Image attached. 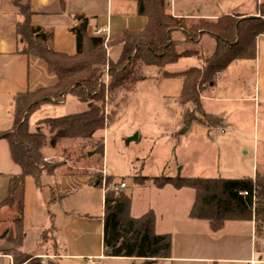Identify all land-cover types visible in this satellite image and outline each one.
Wrapping results in <instances>:
<instances>
[{
    "label": "trees",
    "instance_id": "1",
    "mask_svg": "<svg viewBox=\"0 0 264 264\" xmlns=\"http://www.w3.org/2000/svg\"><path fill=\"white\" fill-rule=\"evenodd\" d=\"M23 0H14L20 19L16 25V54L27 59L35 58L45 64L47 72L56 78L57 84L29 95H19L13 99V128L0 138L5 140L11 162L19 169V176L12 178L9 185V198L3 203L8 206L18 187L25 179H38L48 172L41 152L46 148L54 149L62 142H89L104 131L109 120L104 115L105 107L114 106L119 97H128L138 83L145 81L143 70L156 68L167 79L180 80L181 94L177 101L180 109L187 106L195 115H201L197 90L204 85L213 86L214 77L224 72L231 64L242 61H255L256 41L264 37V5L257 8L258 19L238 21L231 17L216 19L214 23L203 20L189 23V20L173 18L168 14L165 0H136L137 16L146 22L139 33H124L118 40L104 43L101 39L86 37L87 20L83 17L73 19L70 33L74 36L76 53L73 57L60 55L49 48L51 36L33 29L30 25L31 14ZM194 22V21H190ZM177 32H185L187 40L182 45H199L200 37L208 36L214 43V52L204 60L202 74L198 67L179 74H165L164 70L178 61L193 60L177 55L176 44L172 37ZM119 49L120 55L115 63L107 59V51ZM202 61L196 58V61ZM106 71V84L103 82ZM72 97L79 105L87 107L83 114L71 115L60 119L45 120L38 126L47 129L46 138L41 129L29 133L28 121L42 107L63 103L65 97ZM215 126L220 120L210 117ZM94 155L102 159L103 145H91ZM90 184L92 179H90ZM94 188L101 186V177H94ZM142 186L150 182L157 189L170 187L175 191L190 190L194 202L189 219L208 223L211 231L216 232L226 223L251 222L253 217L255 235L264 224V178L256 176L253 180L228 181L222 179H173L140 178L132 180ZM116 187H113V190ZM247 194L242 198L239 194ZM254 194V195H253ZM252 195L254 203H252ZM127 198L109 192L103 199L104 238L103 254L106 258H136L166 260L170 256V237L153 236V216L151 213L138 220L128 217ZM21 209L19 212L21 213ZM14 233L7 232L6 240L0 241L10 247L5 253L11 264H57L45 262L40 258L28 256L19 251L25 239L21 220L13 221ZM147 263V262H146Z\"/></svg>",
    "mask_w": 264,
    "mask_h": 264
},
{
    "label": "crops",
    "instance_id": "2",
    "mask_svg": "<svg viewBox=\"0 0 264 264\" xmlns=\"http://www.w3.org/2000/svg\"><path fill=\"white\" fill-rule=\"evenodd\" d=\"M13 2L0 0V137L12 131L14 97L51 89L57 84L56 78L48 74L45 64L35 58L27 59L16 54L18 44L15 28L20 19ZM23 2L28 5L31 14V27L49 34V48L68 57L76 53L75 39L70 33L75 17L87 20V38L96 39L92 36L95 31H106V43L118 40L124 33L142 32L146 25L145 20L137 16L136 0ZM165 2L169 4L173 18L216 20L213 16L199 17L203 15L201 8L197 13L199 16L187 12L191 1L180 6L177 4L178 8L177 0ZM203 40L204 37L200 43ZM119 55L120 50L117 48L107 51V59L112 63L118 60ZM63 105L64 101L60 105L37 110L29 119V132L34 133L36 128H43L38 124L45 120L57 119L60 113L55 110ZM80 106L87 111V107ZM43 130L47 132V129ZM58 146L54 149L46 147L41 152L48 167H51V161L61 159L64 155ZM19 174V169L10 160L6 141L0 138V227L4 233L13 221L21 220L24 233H29H25V239L31 234L37 243V254L32 257L43 260L50 255L48 258H56L57 264H87V259L95 260L96 264H264V224L258 236L255 235L253 217L251 222L226 223L220 230L213 232L208 223L189 219L194 193L175 191L170 187H145L144 184L133 185L127 194L128 187L123 184L124 189L117 193L128 200L130 220L152 214L153 236L171 239L169 258L155 261L106 258L103 254V199L107 193L101 191L98 213L95 215L88 196L90 190L101 188H94L95 182L89 184L87 178L70 175L65 168H49L47 174L44 173L37 182L25 179L23 185L14 192L12 203L3 206L9 198L10 181ZM105 178L108 177L105 175ZM43 232L48 233L49 238L47 244L42 245L39 240ZM25 239L19 249L21 253ZM9 250L10 247L0 241V264H11L10 258L4 256Z\"/></svg>",
    "mask_w": 264,
    "mask_h": 264
},
{
    "label": "rangeland",
    "instance_id": "3",
    "mask_svg": "<svg viewBox=\"0 0 264 264\" xmlns=\"http://www.w3.org/2000/svg\"><path fill=\"white\" fill-rule=\"evenodd\" d=\"M188 1H191V6L187 12L194 16H199L197 13L201 8L203 15L199 17L207 15L219 19L227 16L238 21L258 19L257 8L264 5V0H177L176 8L177 4L180 6ZM167 11L171 16L169 6ZM205 22L214 23L215 20ZM184 33L173 35L174 52L196 57L193 60L182 59L167 67L165 74H179L194 67H198L202 74L203 61L213 53L214 44L208 36H204V42L198 46L182 45L187 40ZM197 57L202 61H196ZM104 74L102 80L105 83V71ZM163 75L156 68H145V81L138 83L130 96L119 97L114 106L103 110L110 120L104 131L97 134L91 143H60L58 147L64 153L63 157L51 161V167L47 166L51 169L65 168L70 175L87 178L89 184L90 179L93 183L94 177L103 179L104 187L101 183V190L92 189L88 196L95 215L102 190L106 194L114 191L113 187L124 184L128 187L127 194L135 186L134 178L228 181L253 180L256 176L264 178V37L256 41L255 61L233 63L214 77L212 87L204 85L197 90L200 116L190 112L187 106L183 109L178 107L181 81L167 79ZM55 111L60 113L59 119L82 114L86 109L67 96L64 105ZM210 117L220 120L221 124L215 126ZM217 129L222 133L219 134ZM41 130L46 138L50 136L48 131ZM134 136L137 137L136 142H129ZM96 143L103 145L102 159L94 155L91 148ZM100 172L111 178L112 184ZM144 185L155 187L150 182ZM8 231L14 233L13 224L4 233L0 227V236L4 240ZM25 233L29 234L28 231ZM48 238V233H41L39 244H47ZM36 244L31 234L27 236L23 254H37ZM48 256L43 261L53 262Z\"/></svg>",
    "mask_w": 264,
    "mask_h": 264
},
{
    "label": "built area",
    "instance_id": "4",
    "mask_svg": "<svg viewBox=\"0 0 264 264\" xmlns=\"http://www.w3.org/2000/svg\"><path fill=\"white\" fill-rule=\"evenodd\" d=\"M107 32L106 31H103V30H97V31H95L93 34H92V36L94 37V38H96V39H101V40H103L104 41V43L106 44V42H107ZM106 72V71H105ZM106 82H107V79H106V76H105V84H106ZM217 132L219 133V134H221L222 133V131L220 130V129H217ZM100 174H102V176H104L105 177V173L104 172H100ZM102 187H104L103 186V179H102ZM124 185L123 184H120L118 187H116V188H114V191H120V190H123L124 189ZM254 195V194H253ZM253 195H252V203H254V197H253ZM239 196H241L242 198H246L247 197V194H245V193H242V194H239ZM43 259H45V258H43ZM48 259V258H47ZM50 260H53V261H55L56 260V258H49ZM87 264H96L95 263V260H93V259H87ZM250 264H254V263H250Z\"/></svg>",
    "mask_w": 264,
    "mask_h": 264
},
{
    "label": "water",
    "instance_id": "5",
    "mask_svg": "<svg viewBox=\"0 0 264 264\" xmlns=\"http://www.w3.org/2000/svg\"><path fill=\"white\" fill-rule=\"evenodd\" d=\"M137 137L134 136L132 139H129V142H136Z\"/></svg>",
    "mask_w": 264,
    "mask_h": 264
}]
</instances>
